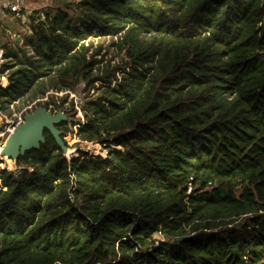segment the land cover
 Wrapping results in <instances>:
<instances>
[{"label": "trees", "instance_id": "1", "mask_svg": "<svg viewBox=\"0 0 264 264\" xmlns=\"http://www.w3.org/2000/svg\"><path fill=\"white\" fill-rule=\"evenodd\" d=\"M25 28L0 111L82 86L70 133L114 149L44 130L0 169V264H264V0H57Z\"/></svg>", "mask_w": 264, "mask_h": 264}, {"label": "rangeland", "instance_id": "2", "mask_svg": "<svg viewBox=\"0 0 264 264\" xmlns=\"http://www.w3.org/2000/svg\"><path fill=\"white\" fill-rule=\"evenodd\" d=\"M51 2H53L52 4H56L57 0H49ZM51 4V3H50ZM48 8V7H45ZM22 12V9H21ZM28 18V17H27ZM25 17V23H27L28 19ZM20 30H26L25 27H22L21 24H19ZM23 32V31H22ZM20 32V34L22 33ZM21 37V35H20ZM12 41V38H9ZM96 42V41H94ZM108 42V41H106ZM105 52H109V56L112 55L111 58H113V62H116L119 60V54H117L118 52L114 49H108L106 50V48L104 49V53ZM0 78H2V76H0ZM82 88V86H81ZM78 89L77 92L74 91H68V92H57V93H49L47 96L43 97L40 99L41 103L45 102V101H49L51 99V97L55 98L57 101H61V100H65V102L63 103V108L61 109V111H63V113L66 115V119L64 121H62L61 124H59V128H61L60 130L62 131V139L64 141L65 147H66V152L63 153L68 159H70L72 156L76 157L78 155V151H82L85 152L86 155L88 157H92V156H99V157H103L105 156L110 149H114L113 147L106 145V144H101V143H95V142H84V141H79L77 138H75L71 133H70V129H75V125L73 124L75 121L80 120L83 121L84 120V116L81 110V101L83 99V97L85 96L80 89ZM93 93V92H92ZM91 93V94H92ZM36 101L30 103L28 106L25 104H16L14 106H11L9 108V110L7 112H5L6 115H8V117L14 118L15 115L17 114H21L23 117L32 112L34 109L33 105ZM42 107H44L43 105H41ZM38 107V106H37ZM46 108V107H45ZM48 111H51L52 113H56L58 110L60 109H53L52 107H47L46 108ZM3 129V126L0 127V130ZM7 135H2L0 136V143L5 142ZM2 165H0V169H6V170H10V171H14L17 169V163L15 162V160L9 159V158H4L3 160H1Z\"/></svg>", "mask_w": 264, "mask_h": 264}, {"label": "water", "instance_id": "3", "mask_svg": "<svg viewBox=\"0 0 264 264\" xmlns=\"http://www.w3.org/2000/svg\"><path fill=\"white\" fill-rule=\"evenodd\" d=\"M65 119L66 115L61 110L52 113L45 107H36L32 112L26 114L23 122L9 133L1 149V154L6 158L16 160L19 155H23L31 149H38L45 140L44 130L49 132L56 145L65 153L66 147L62 139V131L56 127Z\"/></svg>", "mask_w": 264, "mask_h": 264}, {"label": "crops", "instance_id": "4", "mask_svg": "<svg viewBox=\"0 0 264 264\" xmlns=\"http://www.w3.org/2000/svg\"><path fill=\"white\" fill-rule=\"evenodd\" d=\"M11 1L13 0H0V46L5 44L9 38H12V41H16L19 45L22 42L19 24L15 21L13 14L4 7L7 2ZM52 3L49 0H21L20 8L24 17H28L29 20L31 14L42 11L46 9L45 7H50ZM16 35L20 38L18 39ZM0 53H3L2 47H0Z\"/></svg>", "mask_w": 264, "mask_h": 264}, {"label": "built area", "instance_id": "5", "mask_svg": "<svg viewBox=\"0 0 264 264\" xmlns=\"http://www.w3.org/2000/svg\"><path fill=\"white\" fill-rule=\"evenodd\" d=\"M20 2H21V0H13L11 2H7L4 5V7L6 9H8L13 14L14 19L18 24H21L22 27H25V17L23 15V13L21 12ZM20 31L22 32L24 30L22 29ZM18 37L19 36H17V38ZM2 63H3V59H2V56L0 53V66ZM23 120H24V117L21 114H17V115H15L14 118H11V117H8V115H6L4 112L0 111V127L3 126V129L0 130V136H2L3 134L8 136L9 133H11L18 124L23 122ZM4 143L5 142L0 143V165H2L1 160H3L4 158L6 159V157H4L1 154V149L4 145ZM14 171H17V170H14ZM0 187H1V185H0Z\"/></svg>", "mask_w": 264, "mask_h": 264}]
</instances>
